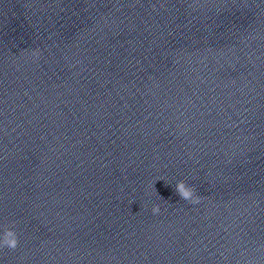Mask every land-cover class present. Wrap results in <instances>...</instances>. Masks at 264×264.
Returning <instances> with one entry per match:
<instances>
[{
  "label": "clouds",
  "instance_id": "1",
  "mask_svg": "<svg viewBox=\"0 0 264 264\" xmlns=\"http://www.w3.org/2000/svg\"><path fill=\"white\" fill-rule=\"evenodd\" d=\"M33 55L38 56L39 51H35ZM175 192L179 195V197L187 201L191 204H198L201 202V197L197 194L195 186H191L187 184L184 180H180L175 185ZM161 211L159 205H154L152 207V214L157 215ZM18 245V236L15 231V225L13 224L11 227L5 225L3 227L2 233H0V249L2 248H9V249H16Z\"/></svg>",
  "mask_w": 264,
  "mask_h": 264
}]
</instances>
